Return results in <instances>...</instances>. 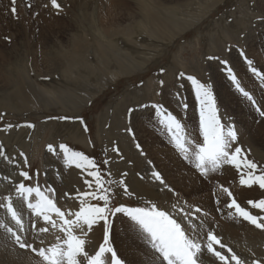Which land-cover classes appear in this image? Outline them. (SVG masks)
<instances>
[{
  "label": "rangeland",
  "instance_id": "obj_1",
  "mask_svg": "<svg viewBox=\"0 0 264 264\" xmlns=\"http://www.w3.org/2000/svg\"><path fill=\"white\" fill-rule=\"evenodd\" d=\"M3 1L0 0V145L3 146L6 155L13 158L17 163H12L11 160H5L0 157V198L12 194L14 206H17L15 202L18 198L14 194V188L18 182L24 180L18 174L22 169L28 171L30 176H32L31 181L24 180L26 185L35 186L39 184L42 186V190L50 196L52 194L47 191V186L50 185L55 190V202L62 211H65L66 215L69 209L73 212L79 210L77 207L80 206V201L75 198L76 191L69 190L68 184L65 183L64 174L73 173L71 172L73 168L75 172L77 170L73 175L76 174L75 177L80 181L78 187H76L77 190L80 189V192L89 190L84 181L86 179L92 180L93 178L89 177L83 169L77 168L75 165L66 164L63 159V153L59 149L60 144H65L71 150L82 152L86 156L94 158L103 178L113 181L111 185L113 193L110 207L121 205L126 208L143 207L148 203H155L160 209L168 211L172 214L173 218H176L175 213L180 208H184L186 213L195 212V209L201 206L199 200L206 193L211 192V196L217 194L216 197H213L214 200L212 197L210 198L212 203L218 204V201L221 199L219 203L222 204V207L220 210H217L219 213L217 216L235 224H245L252 228L256 227L250 222L243 220V218L238 217V214H235L234 208L230 209L225 207V205L232 198H236L237 202L252 215L258 217L264 216V210L256 209L247 204L249 199L259 201L264 198V189H260L258 185L251 187L241 185L239 183L240 170L232 165L222 166L220 170L210 172L207 176L202 175L196 169L191 158H184V153L176 146L171 133L160 122L161 116L154 106L163 105L168 111H171L182 120L189 134L202 140L199 133V104L195 96V85L188 77H195L206 85L210 84L222 122H230L237 133V140L232 145L233 149L239 146L242 149V156L246 155L248 159L255 162L258 165V169L264 168V131L258 132L259 130L254 129L257 137L256 141L252 142L249 140V134L246 132L245 127L246 123H253L254 127L259 126L261 121L264 120V117L258 111V109L264 111V21L258 19V17H264V0H222L218 5L210 8L199 22L193 23L185 32L177 35L171 43L167 41H154V38H151L147 32L146 25L151 32L153 30L151 26L145 23L154 22L151 18L155 17L156 19L164 18L166 21L169 19L178 26L187 25L198 18L200 11H204L199 5L201 3L199 0H120L123 10L115 8L117 5L114 4V0H100L95 3L96 8H98L96 9L97 16L102 13L107 15L110 12L108 14H111L112 17L116 16L121 25L125 26L128 24L127 28H129V32L132 31L134 33L131 37L119 35L110 38L112 42L95 36V26L87 18H83L87 17L86 15L92 14V9L87 8L88 4L85 5V8L84 6L76 5V10H74L71 0H57L61 7L60 9H56L51 5L50 0H17V2L19 1V3H16L18 12L17 15H13L10 12V8L12 7L11 0H9V3ZM149 1H151L150 4ZM126 3L128 4L127 6ZM90 4L95 5L94 2ZM28 5H31V7ZM143 5H145L144 8ZM20 11L22 12L20 13ZM111 29H114V27ZM160 32L162 33L163 31ZM160 32L157 31L156 35ZM208 33L210 35H207ZM5 37L9 39H5ZM133 38H136L139 43ZM72 40L87 43L89 44V48L84 50L83 47H79L78 49L80 50H76L75 52L70 45ZM155 42L156 46H158L157 50L143 47V43L153 45ZM147 46L152 47L150 45ZM162 46L165 49H162ZM118 48H121V50L119 49V51ZM102 52L107 56L106 66H103L98 61V56L102 55ZM76 54L80 56L75 58L73 55ZM125 57L130 58V62H142L143 66L135 67L133 65L136 71H127V73L129 72L128 74H120L111 79L110 75L104 71V68H112L114 72L118 69L122 71L126 63L123 64L121 59ZM34 59H37L38 64L35 65ZM68 60L72 61L68 62ZM249 60L252 61V65L248 64ZM224 61H227V64ZM91 64L95 65L98 70L93 71L90 69L88 71L85 66H92ZM68 65L73 68L72 78L66 79L63 76V70H66ZM253 66L256 69V73L252 71ZM161 68L165 70L164 73L159 71ZM228 68L232 69L241 86L253 98L254 104L252 101L247 100L235 87L229 77ZM213 70L220 77L218 78L221 83L224 81V84H228L226 88L236 98H231L232 95L229 96V94L225 95V91L223 92L225 97H220V85L214 78ZM41 71L47 72L41 73ZM180 73H184V76L180 77ZM105 78H108L107 83H105ZM10 80L12 84L16 82L17 93L22 89L30 92L27 88L30 89L32 87L33 92L40 96L43 95L39 90L43 92L44 96L49 98L51 104L44 106L36 105L34 107L31 104L32 107H29L28 112L24 108L15 107L14 101H12L14 107L12 105L8 106L4 103L3 96L7 95L11 89L10 86H4ZM92 80L93 82H91ZM161 80L164 81L163 85L160 84ZM89 84L96 86L92 88L93 90L85 89ZM2 87L4 89H1ZM177 93H180L182 97L180 103H187V109L178 106ZM74 96H79L76 105L72 104ZM89 96H91V99L87 100ZM229 98L233 99V102ZM55 99L59 101L60 105L54 103ZM221 99L226 100V103ZM235 108L237 110L240 109L239 113L242 112L243 117L238 116L239 113L235 114L237 113ZM130 109H134V111H129ZM59 117H69L71 119H58ZM9 124L12 127H7ZM28 124L33 126H26ZM71 124L77 125L80 132H72L75 129L72 130ZM85 127L87 130H85ZM16 128L17 130H15ZM11 130L17 132L22 138L26 137L25 141L29 145L24 146V143L16 138L14 143L7 142L9 138L6 135ZM24 132L25 136L23 137ZM155 140L172 149L175 157L183 165L190 168L199 177V181L197 180L195 183L190 181L189 185L185 183L187 185L186 188H180L175 185L162 170L163 166L169 164L170 161L168 160L165 164L162 163L163 161L158 162L152 154V150L150 152L148 149V145L152 144ZM49 144L53 145L56 152L48 150L47 146ZM124 145L128 148V155H131V158L138 156V159L140 157L144 161L142 170L134 169L140 172H136L139 175L138 178L142 182L147 180V185L151 189L153 187L157 191L159 188L158 190L164 194L163 198H147L137 193L135 194L132 190V186L130 187L132 184L128 178L130 172L128 171L127 163L124 161V158L121 159L123 157L122 148H124ZM137 145L140 147L138 148ZM113 148H118L120 151L118 153L114 152ZM57 152L60 155H57ZM20 153H23L24 157L27 158V166L24 165V157H21ZM104 160H109V163L105 165L103 163ZM53 161H55L54 169L48 164V162ZM153 172L160 173L163 183L153 178ZM36 173L39 174L36 175ZM106 173H111V175H107ZM63 175L64 178L62 179ZM146 175H148L149 179ZM144 177L146 180H144ZM121 179L128 186L129 192L134 195L124 193L123 187L116 183ZM151 182L152 185H150ZM165 184L168 185L167 188ZM5 186L6 189L4 188ZM221 186L228 188L232 192V197H228L226 193H223ZM94 189L95 185L93 184L92 190ZM58 192L61 196H64L61 199L64 202L63 204L57 198ZM66 192L71 195L67 196L68 199H75L76 208L73 209L68 205L66 201L67 197L65 196ZM168 192L170 195L166 197ZM34 199L33 197V202ZM88 202L103 204L102 201L91 198H88ZM173 205H177V207L174 209ZM19 207L18 210L21 212L23 219L26 218V222L23 220L24 228H29L30 233L33 232V238L30 237L26 241L22 237L21 231L11 221L10 215L2 208L0 209V220L7 221L6 223H9V226L22 237L24 242L31 244L32 248L37 249V251L34 252L32 248L27 247L21 248L15 242V239L11 237V234L6 233L3 229H0V231L4 232V236L7 237L8 242H10L9 244H12L13 248L27 250L31 255V264H48L38 254V250L42 247L47 249L48 246L56 242L55 238L57 236L63 238V233L58 229H51L44 234L36 232V229L32 227L33 220L36 222V228H43L48 225L40 217L35 216L32 210L27 208L26 204ZM229 212H232L234 215L229 216ZM118 215L125 220L122 226L121 222L115 223ZM68 218L72 217L68 216ZM54 219L58 223L60 222L58 218L54 217ZM176 219L179 220V217L177 216ZM192 221L197 225L196 228L192 229L193 233L197 232L196 230L200 227L201 222H203V227L205 225L203 217L195 215L192 217ZM111 222L113 226L110 229V246L116 250L118 257L125 262L124 264H130L125 258L128 256L127 254L129 256L133 255V253L143 255L144 252H140L139 245L143 244L150 250V247L143 240L141 241L140 234L136 232L133 222L126 213L111 217ZM116 226L118 227L116 228ZM122 230H124L122 235L126 234L125 238L117 236L118 241H114L112 234L119 231L122 232ZM258 230L261 233L254 236L255 240L252 242L254 244L252 246L256 252L249 251L253 256L252 262L248 261V255L241 253V251L236 249L233 242L227 240L228 233L219 235L213 231L222 240L223 244L227 245V247L230 246L233 252L240 256L245 264H264V229L258 228ZM130 232L133 233L131 234ZM198 232H200L201 237H204L205 235L203 234H206L207 231L202 232L199 229ZM86 240L88 241L86 250L90 253H94L103 242L102 239L96 248H93L92 242L87 237ZM201 242L203 243V241ZM214 247L218 251H222L223 254L229 255V253H226L227 249H220L216 245ZM259 248L260 251H258ZM135 257L137 256L135 255ZM218 261V259L210 255H205L204 264H223V262ZM229 264H235V261L230 260Z\"/></svg>",
  "mask_w": 264,
  "mask_h": 264
},
{
  "label": "snow or ice",
  "instance_id": "obj_2",
  "mask_svg": "<svg viewBox=\"0 0 264 264\" xmlns=\"http://www.w3.org/2000/svg\"><path fill=\"white\" fill-rule=\"evenodd\" d=\"M16 3L17 0H11L12 7L10 12L13 15H17ZM50 3L56 9L61 7L57 0H50ZM28 6L31 7V5ZM258 19L264 21V17H258ZM5 39L9 38L5 37ZM224 63L227 64V61H224ZM248 64L252 65V61L249 60ZM159 71L163 73L165 70L161 68ZM227 71L235 87L245 98L255 103L249 93L241 86L232 69L228 68ZM252 71L256 73L254 66ZM179 76L183 77L184 73H180ZM188 79L195 85V96L199 104V133L202 140L189 134L182 120L171 111H168L163 105L154 106L161 116L160 122L171 133L176 146L184 153V158H191L195 167L204 176H207L210 172H217L222 166L232 165L240 170L239 183L241 185L248 187L258 185L260 189H264V168L258 169V165L255 162L248 159L246 155L242 156V149L239 146L233 149L232 145L237 140V133L230 122H222L211 85L201 83L195 77H188ZM160 84L163 85L164 81L161 80ZM176 95L178 106L187 109L188 105L186 102L180 103L182 100L180 93ZM129 111H134V109ZM258 111L264 117V111L259 109ZM58 119L71 118L59 117ZM26 126L32 127L33 125L28 124ZM7 127L10 128L12 125L9 124ZM85 130H87L86 127ZM137 147L139 148L140 146L137 145ZM47 148L50 152H56V149L51 144ZM59 149L63 153V159L67 165H75L77 168L86 171L87 175L93 178L92 180L86 179L84 181L89 189L88 191L80 192L77 190L75 193V198L80 201L79 210L73 212L69 209L66 215L65 211H62L55 202V190L50 185L47 186V191L52 194L50 196L42 190V186L39 184L35 186L26 185L24 180L31 181L32 176H30L28 171L22 169L18 174L24 180L18 182L14 188V194L18 198L15 202L17 206H14L12 194L0 198V208L10 215L11 221L15 223L19 231H24V224L18 207L26 204L27 208L32 210L35 216L40 217L45 224L51 225L52 229H58L63 233V238L57 236L55 238L56 242L48 246L47 249L42 247L38 250V254L48 264H124V261L118 257L116 250L110 246V229L113 226L111 217L121 213H126L144 243L150 247L154 264H204L206 254L218 259L223 264H229L230 260L235 261V264H245L240 256L233 252L232 248L222 243V240L213 230H208L204 237H201L199 232L193 233L192 229L196 228L197 225L193 223L192 217L201 209L196 208L195 212L185 213L184 209L180 208V218L178 220L173 218L168 211L160 209L155 203H148L143 207L126 208L123 205L110 207L113 181L103 178L96 160L82 152L71 150L65 144H60ZM113 151L118 153L119 149L113 148ZM56 154L60 155L59 152ZM20 156L24 157V154L20 153ZM0 157L5 160H11L12 163H17L13 158L6 155L2 145H0ZM23 162L25 166L28 165L26 157H24ZM103 163L107 165L109 160H104ZM38 174L36 173V175ZM106 174L111 175V173ZM152 175L155 180L163 183L159 172H153ZM116 183L123 187L125 194L134 195L129 192L128 186L123 179ZM93 184L95 185L94 190H92ZM165 187L167 188L168 185L165 184ZM221 187L223 193H226L228 197H232V192L228 188ZM69 195L65 193L66 197ZM33 197L35 198L34 202L32 200ZM88 198L102 201L103 204L89 203ZM247 204L256 209L264 210V198L259 201L249 200ZM176 207L177 205H173L174 209ZM225 207L234 208L238 217L250 222L257 228L264 229V216L252 215L237 202L236 198H232ZM53 214L59 218V223L54 219ZM228 214L229 216L234 215L232 212ZM68 216L72 218H68ZM101 221L104 225L103 242L94 253H90L86 250V244L88 243L86 237L93 227ZM32 227L38 233H47L49 231L48 227L36 228L35 220L32 222ZM200 227L203 228V222H201ZM0 229L11 234V237L15 239V242L21 248H32V245L24 242L22 237L9 226V223L0 220ZM214 245L219 246L220 249H227V253L230 255H225L222 251H218ZM32 250L34 252L37 251L35 248H32Z\"/></svg>",
  "mask_w": 264,
  "mask_h": 264
},
{
  "label": "bare ground",
  "instance_id": "obj_3",
  "mask_svg": "<svg viewBox=\"0 0 264 264\" xmlns=\"http://www.w3.org/2000/svg\"><path fill=\"white\" fill-rule=\"evenodd\" d=\"M6 3H9L10 1L9 0H4ZM3 1V2H4ZM73 2V8L74 10H76V5L79 6H84L85 8V5H87V8H91L92 9V14L91 15H86L87 17H83V18H87L93 25L94 29H95V33L94 35L95 36H98L100 37L101 39H105L106 41L108 42H112L110 38H113L115 36H130L133 35L134 33L129 32V28L128 27V24L127 25H121V22L118 20V18L116 16H111V14H108L110 12L107 13V15L105 13H102L101 15L97 16L96 14V2L100 1V0H71ZM142 1V0H141ZM152 1V0H151ZM151 1H149V4L151 3ZM201 3H199V5L203 8V12L200 11V14L198 15V18L194 19V22L191 21L189 22V24H185L183 26H178L175 22H172L168 19V21H166L164 18H155V17H152L151 19L154 20V22H148V23H145V24H148L149 26H151V29L153 30V32L150 31V29L148 28V26L146 25V29H147V32L150 34V37L151 38H154V41H162V42H169L171 43V41H173L177 35L179 34H182L183 32H185L186 29L190 28L193 23H197L199 22L202 17L204 15H206V13L209 11L210 8H212L213 6H216L218 5V3H220L222 0H218L216 2V0H199ZM2 2V3H3ZM94 2V6L91 5L90 3ZM113 2V1H112ZM118 2V3H116ZM155 2V1H154ZM1 3V5H2ZM19 3V1L17 2ZM158 3V1H157ZM4 4V3H3ZM114 4L117 5L115 8H118L120 10H123V8L121 7V2L120 0H114ZM145 4V3H144ZM99 5V4H98ZM110 5V4H108ZM128 4L126 3V6ZM146 5V4H145ZM145 5H143V8L145 7ZM152 5V4H151ZM142 6V4H141ZM153 6V5H152ZM2 7V6H1ZM4 7V6H3ZM100 7V6H99ZM140 7V6H139ZM155 7V6H154ZM20 9V8H19ZM149 10V8H147ZM151 9V8H150ZM106 10V9H105ZM147 10V11H148ZM104 11V9H103ZM146 11V10H145ZM152 11V10H151ZM18 12V11H17ZM22 11H20L21 13ZM105 12V11H104ZM155 12V11H154ZM244 12V10H243ZM88 13V12H87ZM101 13V12H100ZM144 13V12H143ZM148 14V13H147ZM146 14V15H147ZM153 14V13H152ZM151 16V14H149ZM158 16V15H157ZM195 16V15H193ZM149 17V16H148ZM147 17V18H148ZM189 17V16H188ZM171 18V17H170ZM179 18V17H178ZM194 18V17H193ZM134 19V18H133ZM132 19V21H133ZM240 19V18H239ZM82 21V20H81ZM189 21V20H188ZM86 22V21H85ZM146 22V21H145ZM187 22V21H186ZM54 24V22H52ZM81 23H84V22H81ZM131 23V22H130ZM178 23V22H177ZM55 25V24H54ZM60 25V24H59ZM221 25V24H220ZM250 25V24H249ZM88 26V25H87ZM114 29H111L113 28ZM197 28V26H196ZM218 29V27H216ZM229 28V27H228ZM93 29V30H94ZM215 29V28H214ZM157 31H163L162 33L160 32L158 35H156V32ZM218 32V31H217ZM13 33V32H12ZM155 35H154V34ZM114 34V35H113ZM144 34V33H143ZM219 34V33H218ZM113 35V36H112ZM194 35V34H193ZM207 35H210L209 33ZM215 35V34H214ZM147 36V35H146ZM157 36V37H156ZM149 37V38H150ZM200 37V36H199ZM208 37V36H207ZM43 39V38H42ZM40 39V40H42ZM130 39V38H129ZM135 41H137L136 38H133ZM12 41V40H11ZM145 41V40H144ZM150 41V40H149ZM118 42V41H117ZM143 42V40H142ZM161 42V43H162ZM71 44V47H73L72 49L76 52V50H80L78 49L79 47H83L84 50H87L89 47V44L87 43H83V42H75V41H71L70 42ZM137 43H139L137 41ZM168 44V43H167ZM166 44V46H167ZM238 44V43H237ZM97 45V44H96ZM129 45V44H128ZM139 45V44H138ZM147 45H150L152 47H149ZM156 42L155 44H144L143 43V47L145 48H154L157 50V47L156 46ZM165 45V44H164ZM94 46V44H93ZM141 46V45H140ZM250 46V45H249ZM252 46V45H251ZM16 47V46H15ZM34 47V46H33ZM97 47H99L97 45ZM128 48V47H127ZM140 48V47H139ZM34 49V48H33ZM121 50V48H118V50ZM126 49V48H125ZM130 49V48H129ZM127 49V50H129ZM132 49V48H131ZM162 49H165L164 46H162ZM119 50V51H120ZM150 50V49H149ZM155 50V51H156ZM154 51V52H155ZM82 52V51H81ZM129 52V51H128ZM153 52V51H152ZM158 52V51H157ZM1 53V52H0ZM35 53V52H34ZM72 53V52H71ZM38 54V53H37ZM102 55L98 56L99 58V62L100 64H102L103 66H106V59H107V56L106 54H104V52L101 53ZM127 54V53H126ZM129 54V53H128ZM2 55V54H1ZM36 55V54H34ZM72 55V54H71ZM132 55V54H131ZM150 55V54H149ZM75 58H78L80 55H73ZM134 56V54H133ZM138 57V56H137ZM33 58V57H32ZM138 58H141V57H138ZM151 58V57H150ZM32 60V59H31ZM35 60V65L38 64V61L37 59H34ZM33 60V61H34ZM84 60V59H83ZM87 60V59H86ZM32 61V63H34ZM59 61V60H58ZM57 61V63H58ZM64 61V60H63ZM72 60H68V62H71ZM121 61H123V64L126 63V65H124V68H122V71L121 69H118L116 72L113 71V69H108V68H104V71L106 72V74H109L111 79L112 77H116L120 74H125L127 73V71H136V68H133V65L136 67V66H143L142 62H137V61H134V62H130V58H124V59H121ZM143 61V59H142ZM130 63V64H129ZM236 63V62H235ZM96 64V63H95ZM121 64V63H120ZM122 64V65H123ZM33 65V64H32ZM35 65H33L35 67ZM92 65V64H91ZM125 66H128V67H125ZM176 66V65H175ZM40 67V66H39ZM109 67V66H108ZM123 67V66H122ZM33 68V67H32ZM85 68H87L88 71L93 70V71H96L98 70V68L95 66V65H87L85 66ZM139 68V67H138ZM142 68V67H141ZM175 68V67H174ZM208 68V67H207ZM6 69V68H5ZM11 69V68H10ZM34 69V68H33ZM72 66L68 65L66 70H63V76L67 79L69 77H71L72 75ZM100 69V68H99ZM176 69V68H175ZM214 69V68H213ZM120 70V71H119ZM210 70V69H209ZM247 70V69H246ZM11 71V70H10ZM13 71V70H12ZM15 71V69H14ZM2 72V71H1ZM47 71H41V73H46ZM128 72V73H129ZM11 73V72H10ZM38 73V72H37ZM97 73V72H96ZM127 73V74H128ZM164 73V72H163ZM173 73V72H172ZM212 74V73H211ZM226 74V73H225ZM7 75V74H6ZM12 75V73H11ZM15 75V74H14ZM89 75V74H88ZM93 76V74H91ZM96 75V74H95ZM213 75H214V78L216 81L219 82V85H220V88L221 89L219 91V94H220V97H225L223 95V92L225 91L226 94L225 95H232L231 98H236L234 96V94L226 87V85L228 84H223L221 83L220 81V77L218 76V74L216 73L215 70H213ZM9 76V74H8ZM13 76V75H12ZM222 76V75H221ZM239 76V75H238ZM219 77V78H218ZM72 78V77H71ZM23 80V78H21ZM103 80V79H102ZM105 83H107L108 81V78H105ZM223 80V79H222ZM16 81V80H15ZM14 81V82H15ZM96 81V80H95ZM104 81V80H103ZM93 82V80L91 81ZM227 82V81H226ZM10 86V91H8L7 95H4L3 96V100H4V103L7 104L8 106L12 105V101H14V105L15 107H18V108H24L26 110V112H28V109L29 107L32 106H41V105H47V104H51V101L49 100L48 97H45L43 92H41L39 90V92L43 95V96H40L36 93L33 92V88L30 87L27 88L30 92H26L25 90L26 89H22L19 93H17L16 90H18L15 86L16 85V82L14 84L11 83V80L8 82V83H5L4 86ZM3 86V87H4ZM96 85H91L89 84L88 87H86L85 89H92V88H95ZM1 88V89H4V88ZM25 88V87H24ZM186 88V87H185ZM93 90V89H92ZM171 91V90H170ZM189 93V92H188ZM237 93V92H236ZM92 96V95H91ZM91 96H89L87 98V100L91 99ZM238 96V95H237ZM254 96V95H253ZM228 97V96H227ZM230 99V98H229ZM228 99V101H229ZM78 100H79V96H74V99L72 100V104L76 105L78 103ZM222 100V99H221ZM231 100V99H230ZM248 100V99H247ZM224 103H226V100H222ZM219 102V101H218ZM231 102H233V99L231 100ZM230 102V103H231ZM54 103L56 105H60L59 101L57 99L54 100ZM254 104V103H253ZM31 106V107H32ZM12 107H14L12 105ZM228 107V106H227ZM236 107V105H235ZM248 107V106H247ZM38 108V107H37ZM240 108V107H238ZM252 108V107H251ZM13 109V108H12ZM16 109V108H15ZM236 109V108H235ZM234 109V110H235ZM230 111V109H229ZM237 113H234L235 114H238L240 109L237 110ZM23 112V111H22ZM250 112V111H249ZM188 113V112H187ZM231 113V112H230ZM137 114V113H136ZM240 114V115H239ZM238 114V116H241L243 117V113L240 112ZM247 114V113H246ZM232 115V114H230ZM133 116V115H132ZM237 116V117H238ZM233 117V116H232ZM239 119V118H238ZM241 120V119H240ZM133 121V120H132ZM75 122V121H74ZM78 122V121H76ZM248 122V120H247ZM246 123V122H245ZM253 123H246V132L249 134V140L254 142L256 141V133H254V129L255 130H259L258 132L260 131H264V120L261 121V124L259 126H255L252 125ZM144 125V124H143ZM238 125V124H237ZM142 126V125H140ZM236 126V125H235ZM262 126V127H261ZM144 127V126H143ZM28 128V127H27ZM71 128L73 130L72 132H80V130L77 128V125L75 124H71ZM137 128V127H136ZM240 128V127H239ZM63 129V128H62ZM17 130V128L15 129ZM25 130V129H24ZM146 130V129H145ZM244 130V129H243ZM19 131V130H18ZM26 131V130H25ZM9 132V131H8ZM22 132V131H21ZM151 132V131H150ZM147 133V132H146ZM263 134V133H262ZM109 135V134H108ZM23 137L25 136V132H24V135H22ZM5 137V136H4ZM7 138H9L7 140V142H10V143H14V140L15 138L16 139H20V141H22V143H24L23 145L24 146H27L29 145V143H26L25 139L26 137L22 138L19 136V134H17V132L15 131H10L8 133V135H6ZM160 139V138H159ZM154 143V144H153ZM152 144H147L148 145V149L149 151L151 152L152 150V154L154 155L155 159L158 161V162H161L163 161L162 163L165 164V162H167L168 160L170 161L169 164H165L163 166V171L166 175H168L171 179V181L177 185L178 187L180 188H186L187 185H189L188 183H190V181H192L193 183H195L197 180L199 181V177L190 169L188 168L186 165H183L182 162H180L174 155L172 149L168 148L167 146L161 144L158 140H155ZM264 145V144H263ZM128 146V145H127ZM124 148H122L123 152H122V155H123V158L125 159L124 161H126L127 163V166H128V171L130 172V176L128 177L130 179L129 182H131L132 185H130V187L132 186V190L135 192V194L137 193L138 195H141V196H145V197H155L156 199H161L164 197V194L162 193V191L158 190L157 191L155 189H152L149 188L150 186L147 185V180L145 179L144 177V180H146L145 182H142L139 178H138V174L136 172H139L137 170H134V169H143V166H144V161L142 159H138V156H136L135 158H131L130 156L131 155H128V148L125 147V145L123 146ZM120 151V150H119ZM135 156V154H134ZM49 160V159H48ZM52 161V160H51ZM132 161V162H130ZM156 161V162H157ZM63 163V162H62ZM130 163V164H129ZM48 164H50V166L53 167V169L55 168L54 167V164H55V161L53 162H48ZM132 164V165H131ZM115 165V164H114ZM161 165V164H159ZM146 166V165H145ZM20 168V167H19ZM117 169V167H116ZM146 169V168H145ZM197 169V168H196ZM231 169V168H230ZM11 170V169H10ZM227 170V169H226ZM146 171V170H145ZM151 171V169H150ZM6 172V171H5ZM71 172H75L74 171V168L72 169ZM77 172V170H76ZM75 172V173H76ZM73 173H70L67 175V174H64L65 175V183L68 184V187H69V190L72 189L73 192L76 191L77 192V189L76 187H78L79 185V182L77 180V177H75V175H73ZM140 173V172H139ZM148 173V172H147ZM150 173V172H149ZM14 174V173H13ZM129 174V173H127ZM142 174V173H141ZM64 175L62 176V179L64 178ZM151 175V174H150ZM80 176V175H79ZM148 177V175H146ZM163 176V175H162ZM127 178V177H126ZM125 178V179H126ZM143 178V177H142ZM149 179V177H148ZM167 179V178H166ZM83 180V179H82ZM143 180V179H142ZM215 180V179H214ZM165 181V180H164ZM149 182V181H148ZM155 183V181H154ZM167 183V182H166ZM185 183H187V185H185ZM149 184V183H148ZM201 184V182H200ZM152 185V182L151 184ZM206 185V184H205ZM157 186V184H156ZM159 186V185H158ZM6 189V186L4 187ZM9 188V187H8ZM82 188V187H81ZM3 189V188H2ZM130 189V188H129ZM175 189V188H174ZM177 189V188H176ZM80 190V189H79ZM8 191V190H7ZM6 191V192H7ZM66 191V190H65ZM181 191V190H180ZM67 193V192H66ZM64 194V193H63ZM211 192L209 193H206V195H204L203 198H201L199 201H200V205L199 206V209H201V211L199 212H196L195 215L197 217H203L205 219V225L203 228H200L198 227V230L200 229L202 232L204 231H208L209 229H213L217 234L221 235V234H227L228 233V239L227 240H230V242H233L234 243V246L236 247L237 250L241 251V253H243L244 255H248L249 257V260L248 261H251L253 259V256L251 255V253L249 252L250 250L252 251H255L256 250L253 248L252 245H254L252 242L253 240H255V238H253L254 236H256L258 233H261L260 230H258V228H252L250 226H246L245 224L241 225V224H235V223H232L224 218H221L219 216H217L219 213L217 212V210L222 207V204L218 202L217 203H212L211 201V197L212 199L214 200L213 197H216L217 194H213L211 196ZM219 194V193H218ZM170 193L168 192L167 193V196L166 197H169ZM180 195V194H179ZM220 195V194H219ZM71 196V195H70ZM221 196V195H220ZM62 197L64 196H61L60 193L58 192L57 193V198L59 199V202H62L61 204H63L64 202L61 201ZM201 197V196H200ZM247 197V196H246ZM144 198V197H143ZM222 198V197H221ZM149 200V199H148ZM221 200V199H220ZM219 200V201H220ZM251 200V199H249ZM66 201L68 203V205L70 207H72L73 209L76 208V204H75V199L72 198V199H68V197L66 198ZM137 201V200H136ZM181 201V200H180ZM217 201V199H216ZM188 202V201H187ZM175 204V203H174ZM196 204V203H194ZM181 205V204H180ZM184 205V204H183ZM199 205V204H198ZM197 205V206H198ZM22 206V205H20ZM80 206L77 207V209H79ZM20 208V207H19ZM194 208V207H193ZM1 209V208H0ZM184 209V208H183ZM189 209V208H188ZM24 210V209H23ZM1 211V210H0ZM186 211V210H185ZM184 211V212H185ZM177 213H179V211H176ZM2 213V212H1ZM175 213V217L177 218V216L180 218L179 214ZM186 213V212H185ZM24 214V212H23ZM2 215V214H1ZM25 216H26V213H25ZM53 216L55 217V215L53 214ZM217 216V217H215ZM58 218V217H56ZM119 218V219H118ZM118 218L117 220H115V223L117 222H121V226L122 224L124 225V219H122V217H120L118 215ZM59 219V218H58ZM24 222H26V218L23 219ZM7 222V221H6ZM48 225V224H47ZM119 225V224H118ZM16 226V225H15ZM130 226V225H129ZM128 226V227H129ZM49 228V230H51V225H48L47 226ZM115 227V226H114ZM118 226H116L117 228ZM122 228V227H121ZM125 228V227H124ZM103 229H104V225L102 222H100L98 225H95L92 229V231L88 234L87 238L92 242V245H93V248H96L97 244L99 242H101V240L103 239L102 235L103 234ZM119 229V228H118ZM133 230V229H132ZM198 230H196L198 232ZM115 231H117L115 229ZM134 231V230H133ZM193 231V230H192ZM37 232V231H36ZM114 232V231H113ZM121 234H120V233ZM118 233L115 232V234L113 235L112 234V238L114 239V241L117 240V236H123L122 238H125L126 234H123L122 233L124 232V230L119 231ZM137 232V231H136ZM194 232V231H193ZM56 233V232H55ZM126 233V232H125ZM131 233V232H130ZM133 233V232H132ZM131 233V234H132ZM135 233V232H134ZM200 233V232H199ZM37 234V233H36ZM42 234V233H41ZM41 234H39V236H41ZM44 234V233H43ZM129 234V232H128ZM202 234V233H201ZM21 235L22 237L28 241L30 239V237L33 238V232L30 233V229L29 228H24V231L21 232ZM205 235V234H203ZM43 236V235H42ZM128 236V235H127ZM137 236V235H136ZM37 237V236H36ZM226 237V236H224ZM42 238V237H41ZM14 240V239H13ZM35 240V239H34ZM121 240V239H120ZM125 240V239H124ZM9 240H7V237L4 236V232L0 231V264H31L30 260H31V255L27 252V250L25 249H18V248H13L8 242ZM55 241V240H54ZM113 241V240H112ZM113 241V242H114ZM118 241V240H117ZM142 241V239H141ZM115 243V242H114ZM117 243V242H116ZM136 244V243H135ZM227 244H229L227 242ZM116 245V244H115ZM118 245V244H117ZM138 245V244H136ZM256 245V244H255ZM230 247V246H229ZM119 248V247H118ZM137 248V247H136ZM139 250L140 252H144L143 255L141 256L139 253H133V255H130L127 254L128 256H126L125 258L128 260V262L130 264H154V260H153V254L151 252V250H149L145 245H139ZM258 249V248H257ZM121 250V249H120ZM134 250V249H133ZM136 250V249H135ZM260 251V248L259 250ZM132 252V251H131ZM134 252V251H133ZM139 252V251H137ZM227 253V252H226ZM242 254V255H243ZM135 255L138 257H135ZM227 255V254H226ZM230 255V254H229ZM142 257V258H141ZM207 257V256H206ZM244 258V257H243ZM207 260V259H206ZM219 262V261H218ZM252 262V261H251ZM255 262V261H253ZM258 262V261H257ZM125 263V262H124ZM211 264V263H210ZM214 264V263H213ZM219 264V263H218Z\"/></svg>",
  "mask_w": 264,
  "mask_h": 264
}]
</instances>
